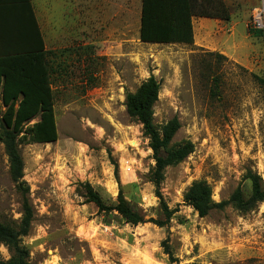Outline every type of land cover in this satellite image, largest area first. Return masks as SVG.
I'll use <instances>...</instances> for the list:
<instances>
[{"label": "rangeland", "instance_id": "rangeland-1", "mask_svg": "<svg viewBox=\"0 0 264 264\" xmlns=\"http://www.w3.org/2000/svg\"><path fill=\"white\" fill-rule=\"evenodd\" d=\"M35 2L58 140L20 145L34 208L22 239L30 264H264V202L248 213L227 207L201 218L184 201L196 181L220 202L238 186L249 194L248 170L264 180V0H215L229 19L194 16L192 44L141 41L142 0ZM151 76L161 88L155 124L163 128L177 118L170 148L193 144L184 161L165 171L160 191L178 211L164 227L148 221L163 220L150 181L155 160L125 106L126 94ZM87 186L109 207L121 186L145 222L132 226L116 211H99ZM22 216L0 143V221L17 227ZM0 254L11 256L3 245Z\"/></svg>", "mask_w": 264, "mask_h": 264}, {"label": "trees", "instance_id": "trees-1", "mask_svg": "<svg viewBox=\"0 0 264 264\" xmlns=\"http://www.w3.org/2000/svg\"><path fill=\"white\" fill-rule=\"evenodd\" d=\"M32 22V41L21 52L0 56V143L3 144L9 163L11 180L16 184L22 199L23 216L15 227L0 221V245L10 252V258L0 264H30L29 251L22 245V239L29 235L34 220V208L30 202V189L24 180V161L20 152L21 144H50L58 140L54 105L50 97L51 73L49 52L38 19L32 11L30 0H25ZM215 0H142L140 39L150 44H192L194 42L193 17L229 19L226 10ZM217 5L214 8V5ZM213 7V9L211 8ZM211 9V10H210ZM255 35H262L256 30ZM223 58L221 54H215ZM264 81V80H263ZM160 83L154 76L145 81L135 92L126 94L125 106L130 117L141 124L143 134L150 141L155 160L150 181L156 188L163 220L150 218L148 221L159 227L169 224L177 209L169 208L160 191L168 167L184 161L193 151V144L187 142L176 148L170 144L180 129L177 118L159 128L154 120V107L160 93ZM36 122L31 124L34 120ZM117 176V164H115ZM245 180L249 182L247 195L238 186L227 200H213L212 188L205 181H196L184 196L203 218L212 211L232 207L241 213L254 210L264 202V180L258 173L248 170ZM87 199L99 211H116L123 220L137 226L145 222L141 215L124 197L120 186L117 204L106 206L103 199L87 186ZM164 253L171 263L175 262L171 248L164 242Z\"/></svg>", "mask_w": 264, "mask_h": 264}, {"label": "crops", "instance_id": "crops-1", "mask_svg": "<svg viewBox=\"0 0 264 264\" xmlns=\"http://www.w3.org/2000/svg\"><path fill=\"white\" fill-rule=\"evenodd\" d=\"M35 1L30 0V3L43 33ZM111 3L114 5V1ZM31 41L32 22L29 21L27 2L25 0H0V56L21 52L28 47ZM46 49H48L47 43Z\"/></svg>", "mask_w": 264, "mask_h": 264}, {"label": "built area", "instance_id": "built-area-1", "mask_svg": "<svg viewBox=\"0 0 264 264\" xmlns=\"http://www.w3.org/2000/svg\"><path fill=\"white\" fill-rule=\"evenodd\" d=\"M258 13V12H257ZM258 18L257 17H255V20H254V22L257 24V27L259 28V29H262V27H263V25H262V22H261V18H260V15L258 14Z\"/></svg>", "mask_w": 264, "mask_h": 264}]
</instances>
